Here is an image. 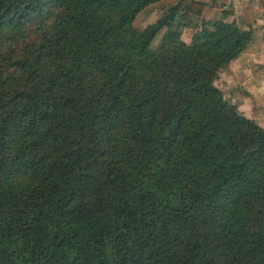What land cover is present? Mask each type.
<instances>
[{"label":"trees","instance_id":"trees-1","mask_svg":"<svg viewBox=\"0 0 264 264\" xmlns=\"http://www.w3.org/2000/svg\"><path fill=\"white\" fill-rule=\"evenodd\" d=\"M156 1L0 0V264H264V128L213 82L252 33Z\"/></svg>","mask_w":264,"mask_h":264},{"label":"rangeland","instance_id":"rangeland-1","mask_svg":"<svg viewBox=\"0 0 264 264\" xmlns=\"http://www.w3.org/2000/svg\"><path fill=\"white\" fill-rule=\"evenodd\" d=\"M190 0H158L143 8L134 18L133 24L138 28L144 27L146 24L155 21L163 12L173 5L181 7ZM206 6L203 9L202 16L195 17L196 22L201 26L203 20L214 21L224 19L234 22L241 30H250L254 36L253 21L256 19L252 16V8L256 5L264 6V0H206ZM223 10L228 11L224 13ZM196 30L193 28L181 26L180 38L186 42H191V37ZM168 33L167 28L161 29L151 42V47L158 49L166 47ZM34 36V35H32ZM33 38V37H30ZM253 38V37H252ZM251 38V39H252ZM19 41L14 42L12 39H3V47L8 50H16ZM223 94V97L234 104L240 113L252 118L259 126L264 128V61L248 60L244 57L232 58L222 67H220L213 79ZM252 116V117H251ZM251 210L247 215L240 211H232L229 214V236L236 237L240 230L238 227L242 224L233 223L232 221L249 217ZM256 222L253 216L252 224ZM230 223L231 232H230ZM239 243V240L236 241Z\"/></svg>","mask_w":264,"mask_h":264},{"label":"crops","instance_id":"crops-1","mask_svg":"<svg viewBox=\"0 0 264 264\" xmlns=\"http://www.w3.org/2000/svg\"><path fill=\"white\" fill-rule=\"evenodd\" d=\"M251 12L252 16L256 19L252 22L255 34L239 53V57H244L248 60L264 61V6L256 5L252 8Z\"/></svg>","mask_w":264,"mask_h":264}]
</instances>
